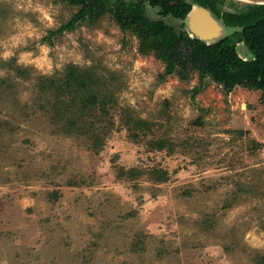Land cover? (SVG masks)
<instances>
[{"label": "rangeland", "instance_id": "obj_1", "mask_svg": "<svg viewBox=\"0 0 264 264\" xmlns=\"http://www.w3.org/2000/svg\"><path fill=\"white\" fill-rule=\"evenodd\" d=\"M79 8L0 0V264H264V91L205 78L194 93L196 69L164 75L108 10L49 33ZM70 67L105 112L56 115L42 86Z\"/></svg>", "mask_w": 264, "mask_h": 264}, {"label": "trees", "instance_id": "obj_2", "mask_svg": "<svg viewBox=\"0 0 264 264\" xmlns=\"http://www.w3.org/2000/svg\"><path fill=\"white\" fill-rule=\"evenodd\" d=\"M72 5H80L73 16L57 30L56 34L66 29H72L76 23L85 18H93L105 10L120 24L122 28H131L141 39L143 51L155 50L166 62L164 75L175 73L180 79L189 78L193 69L199 75L200 85L194 93L202 89L205 78L219 83L224 93L228 94L236 85L248 89L264 91V4H255L229 0L234 10H222L221 5L226 0H60ZM190 1L209 8L220 17L225 25L239 26L237 41H243L252 52L251 60L239 57L235 41L226 36L214 43H205L200 39L176 27L170 18L183 20L191 8ZM160 7L163 17L150 18L145 14L144 3ZM77 76L78 69L70 67L62 83L49 80L43 89L49 88L57 92V104L61 108L56 115L63 116L64 111L73 107V114L81 117L96 107L105 112L107 97L91 88L94 75L85 71ZM71 96L69 97V95ZM67 95L69 99L62 100ZM59 102V103H58ZM61 116V117H62ZM77 117H75L76 119ZM65 120L75 124V120ZM77 121V119H76ZM153 180L166 179L162 174L151 175ZM260 261H264L261 258Z\"/></svg>", "mask_w": 264, "mask_h": 264}, {"label": "water", "instance_id": "obj_3", "mask_svg": "<svg viewBox=\"0 0 264 264\" xmlns=\"http://www.w3.org/2000/svg\"><path fill=\"white\" fill-rule=\"evenodd\" d=\"M238 1H243V2H247V3H255V4H264V0H238ZM190 3H191V8L188 11V13L186 14L185 18L183 19V21L186 22L188 34L190 37L200 39L205 43H214V42L228 36V35H226L224 37H220V35L222 34L220 24H218V22H216L214 20V18L212 17V14H211L212 12L209 8L204 7L202 5H199L198 3H195L193 1H190ZM196 7L201 8L208 15L210 25L213 26L214 28L217 27L218 33H215L214 35H212L211 31L209 30L208 32L205 31L204 36H200V35L196 34V32L193 29L200 31L199 28H195V27L193 28V26H191V23H190L191 15L195 11ZM226 26H229V25H226ZM229 27H235V28H237L236 29L237 31L241 30V28L239 26L238 27L237 26H229ZM200 32H202V30ZM240 42L243 44V46H245V49L247 51V55H249V57H246V55L240 54L236 48L237 54L243 60H251L253 58L252 52L248 49V47L246 46V44L243 41H240Z\"/></svg>", "mask_w": 264, "mask_h": 264}, {"label": "bare ground", "instance_id": "obj_4", "mask_svg": "<svg viewBox=\"0 0 264 264\" xmlns=\"http://www.w3.org/2000/svg\"><path fill=\"white\" fill-rule=\"evenodd\" d=\"M191 26H193V28H199L200 31L193 29L196 34L200 35V36H204L205 31L208 32L209 30L211 31V34L214 35L215 33H218V29L217 27H213L210 25L209 23V18L208 15L201 9L196 7L195 11L193 12V14L191 15ZM192 29V28H191Z\"/></svg>", "mask_w": 264, "mask_h": 264}, {"label": "flooded vegetation", "instance_id": "obj_5", "mask_svg": "<svg viewBox=\"0 0 264 264\" xmlns=\"http://www.w3.org/2000/svg\"><path fill=\"white\" fill-rule=\"evenodd\" d=\"M158 8H159V10H160V15H161V14H162V12H161L162 9H161L160 7H158ZM161 17H163V15H161Z\"/></svg>", "mask_w": 264, "mask_h": 264}]
</instances>
